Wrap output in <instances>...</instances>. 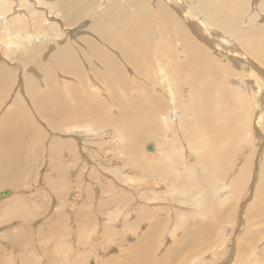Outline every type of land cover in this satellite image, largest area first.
I'll return each mask as SVG.
<instances>
[{
	"label": "rangeland",
	"instance_id": "rangeland-1",
	"mask_svg": "<svg viewBox=\"0 0 264 264\" xmlns=\"http://www.w3.org/2000/svg\"><path fill=\"white\" fill-rule=\"evenodd\" d=\"M17 1L6 0L7 3L11 2L12 4L11 7H7V16H5L8 19L5 17V20L0 19V26L3 27L4 24H8L7 21L14 18L15 13L13 12L17 10L21 13L27 11L21 16H24V18L22 17L23 20L25 19L24 21L29 19L27 23L22 24L24 21L16 18L15 25L12 23L9 29L7 25L1 29L4 31L5 28L7 29L3 37L0 35V40L1 37H6L2 43L9 47L4 52V57H0V78L7 80L0 87V98L6 99L4 108L0 106V123L4 124L0 131L1 133L7 132V122H2L1 117L8 110L9 103H11L9 108H13L15 102V106L20 107L26 115L25 119L19 118V120L30 125L32 132L30 130L31 133L27 136V142L23 147V165L20 172L22 181L13 186L0 188V193L10 192L7 197H0V264H145V261H140L139 258L143 247L149 250L147 259L154 261L151 264H264V63H258L256 59L252 60L246 49L244 51L237 48L241 56L238 55L237 62L233 63L235 66L231 65L232 69L229 70L226 62H229L228 59H231V55H228V59L224 58V53L219 54L220 56L215 55L216 53L212 49H208L205 43L199 41L201 47L209 52L207 55L214 58V66L221 70L220 74L223 72V68L228 70L227 72H233L235 82L233 80L229 82L233 84L232 90L229 91V95H233V103H227L225 105L227 107L223 106L222 115L219 114V117L224 119V125H226L227 115H233L234 145L225 147L223 143L231 142V137L228 138L230 141L227 137L221 138L222 130L213 129L214 133L218 135L216 140L222 143L223 148L214 150L216 151L215 155L210 157V153L207 151L203 153L201 150L192 148L202 141L200 137L206 139L208 129H200V132L190 140L185 138L187 136L183 133L184 131L178 129V120L173 123L174 129L172 128L166 133L162 131V136L159 131H156V127H152L154 130L151 131L159 138H155L145 127L137 129V135L141 133V137L145 140L140 148L131 154L128 149L129 138L120 135L119 124L115 127L97 126L91 124L93 122L90 118L88 120L75 117L74 120L84 121V123L64 120L52 125L35 111L36 107L31 100H27L29 98H26L30 95L33 96L35 92L47 94L43 83L50 75V70L55 74L51 63L55 56H46V53H43L45 42H40L35 46L37 48L36 59L25 58L26 49L19 51L22 43L19 44L16 36L18 35L20 38V34L30 27V30L33 28L37 30L34 35H40L39 31H44L41 28H45L44 32L49 36H57L58 32L59 37L65 39L68 35L67 31L71 29V31L74 30V33L81 32L80 34H83L79 35V38H75L81 42L83 38L88 39L89 35H86V32L89 31L88 26L94 24L93 20L95 19L90 17L92 8L89 7L81 14L78 12L71 16L70 14L66 15L64 9L57 7L58 0H32L37 2L35 6L31 5L32 1L30 4L27 0L18 6L20 2ZM191 1L193 0L190 2L176 0L180 3L176 8L184 9L187 14L195 17L196 12L193 11L194 6L192 5L194 2L191 3ZM248 1L245 2L246 9L240 13L241 17H243L242 15L244 17L238 30L243 34L247 29L255 28L257 30L260 28V33H263L264 2L262 1L264 0ZM119 3L126 4L124 0H120ZM141 3L144 6L142 11L148 9L151 17L153 16L157 32L164 31L167 36L169 33L176 35L179 25L191 32L190 27L188 29V25L182 22L181 15L175 19L177 27L168 22L172 19L170 14L164 15L165 19L163 20L160 18L161 13L158 10L160 0H140L138 5L140 6ZM256 3L260 4L255 8ZM164 5L167 7L165 3ZM252 8L254 10L251 11ZM126 10L121 13L126 22L123 28L116 25L120 21L119 18H114L116 23L101 22L100 24H104V27L99 26V28L102 29L91 31L97 39L92 35L89 37V41L102 46L100 43L101 32L110 35L116 43L124 42L125 35L131 39H137L129 34L132 28L137 27L138 24L143 27V23L149 20H146L145 17L140 20L139 16L138 18L134 17L138 12V7L135 5H131L127 12ZM175 14H178L177 11ZM61 16L63 17L60 18ZM70 17L72 18L70 27L65 26L64 20ZM151 17L149 16V19ZM199 17L201 18V15ZM198 19L195 17L194 21L201 24L202 18ZM46 21L47 23L51 22L52 25L41 26ZM19 22L22 27L19 26ZM98 23L99 21L96 24ZM206 24L203 26L210 29L209 26L212 25ZM117 28L121 30H117ZM216 38V40L221 39L220 36H216ZM231 38L230 41H233ZM139 39L141 42L139 45L143 48L159 41L151 39L146 42L143 38ZM261 40L263 39L260 38L258 43ZM225 43L226 40H223L220 43L217 42V45ZM74 45L75 49L72 48V45L69 46L71 53L84 55L92 52L86 41L82 43L76 41ZM102 48L106 54L122 59L119 50H115V54L109 45L105 44ZM7 52L10 57L5 56ZM147 53L152 54L148 49ZM242 55L246 56L244 60H242ZM11 57L13 59H10ZM22 57L25 58L23 59L26 63ZM94 65L89 68L88 65L81 64L77 74L83 79L85 78V83L82 85L81 82H78L74 86L91 92L97 99L109 106L110 100L107 98V91L100 90L102 87L101 75H108L109 68L106 70ZM228 67L230 68V66ZM45 68L48 71H44ZM34 71L37 74L41 73L42 80L38 81L39 76L35 75ZM153 75L158 77L155 73ZM223 75L227 78L224 72ZM27 76L34 77L37 82L33 83L30 80L31 86L24 92L21 88L23 86L22 79ZM30 77L25 79L24 84ZM59 77L56 78L55 83L63 91V87L58 81L62 78ZM128 77L132 78L133 76L131 77L129 73ZM44 78L45 80H43ZM62 81L64 80L62 79ZM140 81L146 86H151L143 79ZM38 82L41 83L38 84ZM7 83L8 86H5ZM207 87L202 88L203 93H205L204 88ZM256 88L258 89L256 90ZM169 89L165 87V90ZM30 90L32 91L30 92ZM183 90L178 87V89L172 88L170 90L172 93L166 92L176 96L181 101L183 108L194 111L196 101L191 100V95L189 97L188 88ZM214 91L217 89L215 88ZM119 93H121L120 90ZM208 93L209 91L206 92V94ZM165 98L170 102V106L167 107L169 111L172 114L176 113L175 103L178 102L168 99L167 96ZM223 98L221 89L218 88L215 100L218 99L217 102L225 104L226 100ZM186 101L189 102V107V104L186 105ZM216 111L220 113L219 108ZM194 120L195 118L190 113H186L180 119V121H190L189 125L187 123L190 129L195 125ZM149 128L151 129V127ZM167 141L171 145L169 152H165L163 146L166 143H162ZM149 145H153L151 152L146 150ZM225 149L229 151V154ZM203 156L208 158V163L200 162L201 166H199L196 163ZM205 164L206 166L203 168L202 166ZM154 169H157L155 172L158 175L153 173ZM161 172L170 174L168 175L170 179L172 176H180L183 180L176 179L182 185L176 182L172 183V180L164 183L160 175ZM189 177L191 179L196 177L195 179L199 180L190 181L187 179ZM203 177L208 182L202 179ZM194 191H197L198 195ZM21 204L22 208L19 209ZM10 208L17 210L12 219L7 212ZM64 245H68V249ZM149 255L152 256V259Z\"/></svg>",
	"mask_w": 264,
	"mask_h": 264
},
{
	"label": "bare ground",
	"instance_id": "bare-ground-1",
	"mask_svg": "<svg viewBox=\"0 0 264 264\" xmlns=\"http://www.w3.org/2000/svg\"><path fill=\"white\" fill-rule=\"evenodd\" d=\"M27 1L30 2L31 4L32 0H27ZM124 1L126 2L125 5H123L122 3H119L120 0H58L57 7L64 9L66 15H69V14L74 15L75 13H78V12H80L81 14L82 12L87 10L89 7L92 8V13L90 17L95 19L96 21L92 19L94 21V24H90V26H88L89 31L86 32V35L87 34L89 35L88 39L83 38L84 40L81 39V42L76 40L75 38L83 34H80L81 32L74 33V30L71 31V29L67 31L68 35H66L67 38L65 37V39L59 37V35L57 34L58 32L57 33L55 32L57 36H52V37L49 36L48 33L46 34V32H44L46 30L45 28L43 29L41 28V30H44L43 31L44 33L42 31H39L40 35L39 34L34 35V32L36 33L37 30H34L33 27L31 28H33L34 31L30 30L29 29L30 27H28V29L24 31L23 34H20V38L18 35L16 36L15 34L19 44L21 45L22 43L19 51H23L24 49H26L25 54L22 53L25 55V58L36 59V56H37L36 49L37 48L35 46L36 44L37 45L40 44V42H45L44 43L45 48H44L43 53H46V56L48 57L51 55L55 56V58L52 59L51 63L54 68L53 71L55 72V74H58V75L51 73V70H50L49 71L50 75L46 72L49 75V76L47 75L48 76L47 79L46 80L45 78L43 79L45 80V82L43 83V88L46 87L45 89H46L47 94H41L42 92L40 91L41 93L35 92L33 96L30 95V97H26V98H29L27 100H31L32 104L36 107L35 111H37L38 114L42 116L44 119L48 120L49 124H52V125H56L57 123H60L61 121H64V120L74 121L75 123H80V124L84 123V121L74 120L75 117L76 119L87 118L88 120L90 118V120L93 122L91 124L97 125V126L109 125V126L115 127L116 125L119 124L118 132H120V135L127 136L129 138V143H128L129 148L128 149L131 154L134 153V150L139 149L141 144L145 140L143 137H141L142 136L141 133L137 135L136 133V131H138L137 129L145 127L147 128L146 130L148 132H151L154 135L155 138H159L157 134L151 131V130H154L152 127H156V131H159L161 133L160 136H162V131L166 133L168 130L172 128L174 129L173 123L177 122L178 120H179L178 129L184 131L183 133L186 134L187 136V137L185 136L184 137L189 138L190 140L195 134L200 132V129H208L207 134H206V139L208 140L204 139L203 137H200V139H202L200 143H197L195 145L191 143L194 145L192 146L193 149L201 150L203 151V153L204 151H207L208 153H210V157L214 156L216 152L214 150L223 148L222 143L216 140L218 138V135L214 133L213 129H217V128L222 130V134L220 136L221 138L227 137L228 139L231 137L230 139H232L231 142H228L229 139L228 140L226 139L228 143L227 144L223 143L224 146L225 147L233 146L234 145L233 132L235 130H234V125L232 124L234 123V117L231 114L227 115L226 125H224L225 124L224 119L219 117V114L222 115L221 114V110L223 109L222 107L225 106L227 103L229 104L233 103L232 101L233 95H229L230 94L229 91L232 90L233 88V84H230L229 82L230 80H233L235 82L233 74H232L233 72L232 73L227 72L228 70L226 71V69L223 68L222 71L227 75V78L226 76L224 77V75L222 76L223 72H221L220 74L219 71L221 70L217 68L216 66H214V63H215L214 58L210 55H207L209 52L206 51L203 47H201L200 43L198 42L201 41L205 43L208 46V49H212L216 53L215 55H219V54L222 55V53H224L225 59H228L227 58L228 55H231V59H228L229 62H226L227 68L229 70L232 69L231 65L235 66V64L233 63L237 62L238 55H240V52L237 48H239L240 50L242 49L244 51L246 49L249 55L252 57V60L256 59L258 63H262V62L264 63V41H263L264 32L260 33V28L259 29L256 28L257 30H255V28H250L248 30L246 26L245 27L247 31L246 32L243 31L244 32L243 34L242 32L240 33L238 30L239 24L243 23L242 18L244 17V15H242L243 17H241L240 13L246 9L245 7L246 0H193L191 1V3L194 2V4L192 5L194 6L193 11L196 12L195 17L199 19L202 18L204 20L203 21L201 19L202 25L195 22L194 21L195 17L187 14V12H185L184 9L178 10L176 7L177 5L179 6L180 3L176 2V0H160V3L158 5V10L161 13L160 18L163 20L165 19L164 15L170 14L172 16V19L168 20V22L173 23V25L177 27L178 24L175 22V19L177 18L178 15H181V17L183 18L182 22L188 25L187 27L188 29L190 27V31H191V32H188L186 31V29H183L181 25H179L176 30L178 31V33L176 35H172L169 33V36H167L164 31L162 33H159L156 31V28H155V25L152 19L153 16L151 17V14L148 11V9L142 11L144 6L142 3L140 6L138 5L140 0H124ZM187 1L190 2V0H187ZM17 2H20L18 4V6H20L26 1L19 0ZM36 3L32 1L31 5L35 6ZM164 3L167 5V7L164 5ZM256 4L257 5L255 6V8L258 7V4L260 3H256ZM131 5H135L138 7V12H137L138 14L136 13V16L134 17L138 18L139 16V20L145 17L146 20H149V21H146V23L145 22L143 23L144 25L143 27L138 26L140 25L138 24L137 27L134 26L132 28L129 34H131V37L134 36L137 39H131L127 37V35H125L124 42L121 41V42L116 43L112 40L110 35H106L105 32H101L100 36L102 39L100 40V43L102 44V46H99L96 43L89 41V37L93 35L91 33L92 30L98 31V29H102V28H99V26L104 27V24H100L101 22H106L109 24L111 22L116 23L114 18H119L120 21L117 22L116 25L118 27L123 28L126 22L124 21V15H122L121 13H123L125 9L128 10L129 7H131ZM253 5H254V2H253ZM11 6H12L11 2L7 3L6 0H0V19L1 20L2 18L4 19V17L6 18L7 7H11ZM52 7H49V8L52 9ZM253 8L251 9V11L254 10ZM175 11H177L178 14H175ZM26 12L23 11L22 13H26ZM13 13H15L14 18H12V20L9 19L12 22L7 21L6 23L8 24H4L3 27L2 25L0 26V31H1L0 35L2 37L4 36V34H6L5 32L7 30L6 28H5V31L4 29L1 30L2 28H4L5 25H7V28L9 29L12 23H14V21L17 23V21L15 20L16 18H19V20L21 19L23 20L24 18V16H21L22 13L19 12V10ZM45 13H48V12H45ZM198 15L199 16L201 15V18ZM63 16H61L60 18H62ZM149 16L151 17V19H149ZM166 17L169 18L168 16ZM76 18H79V17H76ZM71 19H72L71 17L66 18V20H64V25L70 27ZM28 20L24 22L22 21L23 22L22 24L27 23ZM92 20L91 22L93 23ZM97 21H99L98 24H96ZM20 22H19V26L21 25ZM16 23H14V25ZM206 23L212 25V26L208 25L210 29H208L207 27H204L205 25H207ZM36 24L38 25V23ZM49 25H52V23L51 22L47 23L46 21V23L44 22V24L41 26L49 27ZM94 26L96 27L92 29ZM80 29L82 30L83 28H80ZM16 30L18 32V29ZM55 30H58V29H55ZM75 30L77 31V28ZM117 30H121V29L117 28ZM156 33H159V35H156ZM216 36L217 37L220 36L221 39L218 38L219 40H216L217 39ZM2 37L0 40V57H4V52H6L8 49L7 47H9V46L6 47L3 45L2 42L6 40V39L4 40V38L6 37L4 38ZM11 37H13V35ZM138 37L143 38V40L146 42H148L151 39L154 41L159 40L156 43L153 41L154 44H149L146 46V48L152 54H148L147 49L139 45V43L141 42ZM230 37H232L231 39H233L234 42L230 41ZM31 38L33 39L32 41L30 40ZM260 38H262L263 40L259 41L260 43H258V40ZM75 40L79 43L86 41L89 47L91 48L92 52L88 54H84V55H81V54L77 55L76 53H71L69 51L70 50L69 46L72 45V48L75 49V45H74V43L76 42ZM223 40H226L225 44L217 45V42L220 43V41H223ZM94 41H98V40H94ZM104 41L106 45H109L114 50V52L115 50L116 51L119 50L121 52L122 59H120L118 56L117 58L114 55L106 54L104 49L102 48L103 46H105ZM55 42H58V43H55ZM221 48L222 49L226 48V49L222 50ZM5 56L10 57V54L7 52ZM242 56H243L242 60H244V57L246 56L244 55ZM23 58L24 57H22V59ZM10 59H13V58L11 57ZM24 59L23 61H25ZM3 61L5 60L3 59ZM80 62H82L83 65L85 66L88 65L89 68H91L94 64H96L101 69L107 70L109 68L108 75L104 76V74L101 73L102 74L101 75L102 87L100 88V90L102 89V90H105V92L107 91L108 93L107 98L110 100L109 106H106V104L100 101V99H97V97L94 96L91 92L83 91L82 89H79L78 87L74 86V84L77 85L78 82H81L82 85L83 83H85L84 82L85 78L83 79L82 76H79L77 74L79 73L78 70L81 68L82 63ZM256 65L258 67V64ZM228 66H230V68ZM44 71H48V69L45 68ZM129 73L131 77L133 76L132 78L128 77ZM153 73L157 74L158 77H156V75L154 76ZM34 74L36 75L37 73L34 71ZM40 74H37L39 76L38 81L42 80L41 79L42 75ZM30 76L23 77L22 79L23 86L21 88H23L24 92L25 90L29 88V86H31L29 84L30 80L33 83L37 82L34 77H30ZM59 76L64 80V81H62V79L58 80L59 84L63 87V91L60 90L55 83L56 78ZM260 76L262 77V73ZM28 77H30V79L27 80L24 84L25 79ZM140 79H143L144 82H146L147 84H150L151 86H146L140 81ZM6 81H7L6 78H0V87L2 84H5ZM39 83L41 82H38V84ZM5 86H8V83ZM165 87H168V89L169 88L170 89L167 91L165 90ZM178 87L184 90L188 88L189 97L191 95V100L196 101L194 111L188 110L187 108H183V106L181 105V101L178 98H176V96L169 95V93L167 94V92H171L170 90L172 88L178 89ZM203 87H207V88H204L205 93H203V89H202ZM215 88L217 89V91H214ZM218 88L221 89V93L223 94V97H224L223 99L226 100L225 104L223 103L221 104L219 101L217 102L218 99L215 100L218 94ZM257 89L258 88H256V90ZM119 90L121 91V93H119ZM31 91L32 90H30V92ZM207 91H209L208 94H206ZM165 96H167L168 99L170 100H174L178 102V103H175V106L177 107L176 113L172 114L167 108L170 106V102L167 101ZM256 96L258 95L256 94ZM3 98L4 97L0 98V106L2 107L4 103H6V99H3ZM233 100L235 101V99ZM21 103H22V100H21ZM188 104L189 102H187L186 105ZM10 105L11 103H9L7 107L8 110H6V112H4V114L1 117L2 122H7V128H6L7 132L1 133L0 131V188L13 186V185L19 184L22 181V176L20 175V172L22 170V165H23V161H22V156L24 155L23 147L25 143L27 142L26 141L27 136H29V133L32 132L31 130L32 127L30 125H27L26 123L19 120V118L25 119L26 115L24 111L20 107L15 106V102H14L13 108H9ZM189 106L190 104L188 105V107ZM217 108L220 109V113H217L216 111ZM16 109H19V110L17 111ZM186 113L188 114L190 113L195 118L194 120L195 125H193L194 127L191 129L188 126L190 121H187V122L180 121L181 117L185 115ZM87 122L88 121H86V123ZM162 124H165V125H162ZM3 125H4L3 123H0V128ZM149 127H151V129ZM210 136H211V139H209ZM209 140H212V141H209ZM162 143H166L165 146L163 145L162 146L165 152H169L171 150V145L168 143V141L162 142ZM152 150H153V145H152ZM217 152H220V151H217ZM228 152L229 151L227 150L226 153ZM200 162L207 164L208 158L203 156L201 159H198V162L196 164L201 166ZM206 164L203 165L202 167L204 168ZM156 170L157 169H154L153 173ZM158 173H160L159 170H158ZM160 175L162 176L161 178L164 181V183L165 182L167 183L168 181L172 180V183L176 182L182 185L180 181L176 179V178H181L180 176L171 175L172 179H170L168 176L170 174H168L167 172H161ZM196 177L192 179L191 177H189L187 179H189L190 181L191 180L193 181V179H195ZM150 178L155 179L152 176H150ZM202 179H204V177ZM181 180L183 179L181 178ZM195 180H199V179H195ZM195 180L194 182L198 184ZM205 181L208 182V180H205ZM197 191L196 192L194 191L195 194L197 193ZM198 193L200 192L198 191ZM202 194H203V191H202ZM199 196H201V194H199ZM21 208H22V204L20 205L19 209ZM16 211L17 210H15V208H12V210L10 208V210L7 211L8 216H11L10 219L14 218ZM67 246L64 245V247L66 248ZM147 251L149 250L143 247V249L141 250L139 254V258H140V261H145V264H151L154 261H150L147 259L148 258ZM149 256L152 259V256L151 255Z\"/></svg>",
	"mask_w": 264,
	"mask_h": 264
},
{
	"label": "water",
	"instance_id": "water-1",
	"mask_svg": "<svg viewBox=\"0 0 264 264\" xmlns=\"http://www.w3.org/2000/svg\"><path fill=\"white\" fill-rule=\"evenodd\" d=\"M146 150L148 151V152H151L152 151V145H149L147 148H146ZM10 193L8 192V191H4V192H2V193H0V197H6V196H8Z\"/></svg>",
	"mask_w": 264,
	"mask_h": 264
}]
</instances>
